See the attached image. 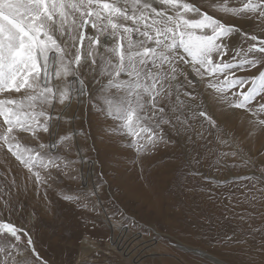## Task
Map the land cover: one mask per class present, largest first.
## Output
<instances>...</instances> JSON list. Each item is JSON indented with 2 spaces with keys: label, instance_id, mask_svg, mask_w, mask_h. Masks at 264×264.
<instances>
[{
  "label": "snow or ice",
  "instance_id": "6c2138e0",
  "mask_svg": "<svg viewBox=\"0 0 264 264\" xmlns=\"http://www.w3.org/2000/svg\"><path fill=\"white\" fill-rule=\"evenodd\" d=\"M207 4L214 14L196 0H0V149L26 170L23 187L31 181L47 196L67 169L52 149L71 147L73 134L62 122L74 105L91 107L95 99L85 69L95 73L92 80L106 79L99 113L138 155L170 142L165 137L173 130L180 136L193 129L195 118L233 146L226 124L200 99L205 95L246 117L249 134L264 133V0ZM244 22L262 34L248 32ZM252 69L250 77L237 74ZM26 136L37 147L22 143ZM8 187L0 194V264H49L29 232L9 218L19 211L11 187L21 185L13 178ZM257 193L264 199V189L252 185L245 198L255 202Z\"/></svg>",
  "mask_w": 264,
  "mask_h": 264
},
{
  "label": "rangeland",
  "instance_id": "374dc122",
  "mask_svg": "<svg viewBox=\"0 0 264 264\" xmlns=\"http://www.w3.org/2000/svg\"><path fill=\"white\" fill-rule=\"evenodd\" d=\"M196 2L214 14L207 0ZM244 28L262 34L252 22ZM237 74L250 77L256 70ZM94 75L82 73L95 97L91 107L74 105L62 122V130L73 134L71 147L61 144L52 151L68 167L47 196L31 181L24 188L26 170L0 149V194L9 192L13 178L21 185L11 187L19 211L9 218L29 232L41 256L49 264H264V199L259 193L255 202L245 198L252 185L264 189V133L249 134L246 117L226 112L205 95L200 99L209 115L226 124L233 146L195 118L189 121L193 129L180 136L173 130L165 137L170 142L138 155L129 138L99 113L96 102L103 100L106 79L92 80ZM22 143L37 147L27 136ZM237 149L238 155L224 156Z\"/></svg>",
  "mask_w": 264,
  "mask_h": 264
},
{
  "label": "bare ground",
  "instance_id": "6f19581e",
  "mask_svg": "<svg viewBox=\"0 0 264 264\" xmlns=\"http://www.w3.org/2000/svg\"><path fill=\"white\" fill-rule=\"evenodd\" d=\"M192 251H195V252H198V253H201V254H207V252H204L203 250L199 249V248H196V247H193L192 248ZM209 257H211L214 261L218 262V263H221L219 262V260L215 259L211 254L208 255ZM223 264H226V263H223Z\"/></svg>",
  "mask_w": 264,
  "mask_h": 264
}]
</instances>
